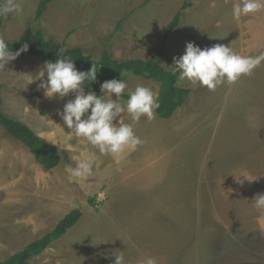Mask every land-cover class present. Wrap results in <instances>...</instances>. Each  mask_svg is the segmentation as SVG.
<instances>
[{
	"label": "rangeland",
	"instance_id": "rangeland-1",
	"mask_svg": "<svg viewBox=\"0 0 264 264\" xmlns=\"http://www.w3.org/2000/svg\"><path fill=\"white\" fill-rule=\"evenodd\" d=\"M19 2L22 13L4 18L1 38L5 41H16L31 25L33 29L40 26L59 44L80 46L97 58L106 47L117 60L148 59L164 46L160 64L166 69L185 53L188 42L202 49L222 44L243 56L264 53V9L237 21L232 8L241 0H54L38 21L35 15L40 0ZM186 3L180 26L164 40L168 24ZM45 63L41 57L26 54L0 68L4 112L31 126L49 144L60 145L65 153L57 168L45 170L24 144L0 126V261L51 232L66 214L79 208L83 213L80 221L34 256V263L109 264L112 248L106 247V241L110 238L112 243L114 238L124 248L127 243L132 248L127 251L133 255L138 239L145 257H155L157 264H176V256L182 264H264V229L245 232L247 220L257 215L261 221V213L255 205L251 216L246 214L249 209L234 210L229 204L232 194L225 197L218 192L226 186L225 178L243 186L248 177L258 183L257 194L264 193V62L250 76L214 91L179 81L192 93L172 120L154 112L153 119L142 116L136 122L125 111L120 123L130 124L143 143L114 158L101 154L64 125L59 112L74 95L45 97L38 89L41 80L35 79ZM42 79H47L46 73ZM105 81L99 82V88ZM125 82V94L144 86L158 96L160 83L151 78L129 73ZM203 128H208L209 137L214 131L210 141L202 140ZM204 142L208 144L202 147ZM145 150L150 152L134 162L138 166L133 175L134 167H130L114 178L116 169L128 165L131 156L135 160L144 155ZM189 156L192 160L187 163ZM80 161L92 164V174L70 180L69 170ZM175 170L181 182L177 211L184 213L181 206L188 201L193 212L187 227L176 224L175 215L172 225L160 222V216L172 215L166 210H173L171 195L175 193L170 192L169 183L160 186L154 182H167ZM123 175L130 176L126 184L133 189L117 191L123 186ZM147 179H151L150 186ZM59 183L67 187L57 191ZM107 184L115 188L113 194L106 190ZM186 192L191 199L182 196ZM61 195L68 199L63 201ZM162 204L167 209L159 210ZM112 210L119 219L115 224ZM179 222H183L181 217ZM175 228L179 229L177 254L173 250ZM249 259L253 262L248 263Z\"/></svg>",
	"mask_w": 264,
	"mask_h": 264
},
{
	"label": "clouds",
	"instance_id": "clouds-1",
	"mask_svg": "<svg viewBox=\"0 0 264 264\" xmlns=\"http://www.w3.org/2000/svg\"><path fill=\"white\" fill-rule=\"evenodd\" d=\"M264 9V0H241L234 3L233 19L239 21L242 16L257 13ZM23 8L19 0H0V17L20 14ZM24 44L19 51L13 52L3 38H0V68L15 60L23 52L28 51ZM64 48L60 50V58L45 63L42 71L35 79H40L38 89L44 91L46 98L57 95L69 99L59 112L64 125L76 137H82L97 147L101 154L119 157L125 151L135 149L142 144L130 124H122L121 114L125 111L132 120L139 122L142 116L149 120L154 118L155 109L159 107L158 99L152 89L137 86L129 92V99L122 103L120 98L128 88L123 79H112L100 85V92L85 91L86 81H96L97 71L91 68L84 72L76 68L72 59L64 57ZM264 62V53L258 56H243L229 46L216 44L210 48H201L194 42L186 44L185 53L174 58L173 74H178L179 81L200 84L209 90H215L224 83L233 84L243 76H250L254 69ZM47 74V79H42ZM33 82V81H32ZM31 82V83H32ZM115 95V99L111 98ZM119 118L118 122L117 119ZM92 174V164L80 161L76 168L69 170V179L80 178ZM256 209L264 216V193L257 194L253 199ZM114 264H125L123 254H115ZM140 264H157L155 257L148 256Z\"/></svg>",
	"mask_w": 264,
	"mask_h": 264
},
{
	"label": "trees",
	"instance_id": "trees-1",
	"mask_svg": "<svg viewBox=\"0 0 264 264\" xmlns=\"http://www.w3.org/2000/svg\"><path fill=\"white\" fill-rule=\"evenodd\" d=\"M54 0H40L35 21H38L47 11L49 5ZM186 4L175 15L173 20L168 24L164 32V40L180 26L182 20V12L186 8ZM5 17H0V38L1 29ZM125 18L120 21L123 22ZM33 24V22L31 23ZM9 49L13 52L19 51L24 44H28L27 52H23L20 56L26 54L41 57L46 62L55 61L60 58V50L64 48V57L72 59L78 70L87 72L91 68L97 71L96 81H86L85 91H95L97 95H102L99 88L101 80L123 79L126 81L127 74L132 73L136 76L151 78L153 81L160 83L158 91L159 107L155 109L156 115L162 119H171L176 111L182 107L188 100L192 89L190 87L180 86L178 74L174 75L172 68H164L160 62L165 57V48L161 46L158 51L148 59H114L110 51L105 47L100 56L87 53L82 47H66L65 44H59L55 39L48 37L44 30L39 26L36 29L30 25L24 34L16 41H5ZM3 86L0 84V126L7 132L9 137L15 138L35 157L38 163L45 170L57 168L63 161L64 150L58 146L49 144L43 137L28 124L20 119L7 115L2 107L1 90ZM122 98L128 100L129 94H123ZM90 203L93 205V200ZM81 209L76 208L66 214L55 226V228L42 236L33 240L20 251L0 261V264H36L32 261L33 257L39 255L50 247L54 241L60 239L69 229L75 226L82 218Z\"/></svg>",
	"mask_w": 264,
	"mask_h": 264
},
{
	"label": "crops",
	"instance_id": "crops-1",
	"mask_svg": "<svg viewBox=\"0 0 264 264\" xmlns=\"http://www.w3.org/2000/svg\"><path fill=\"white\" fill-rule=\"evenodd\" d=\"M173 119V118H172ZM171 119V120H172ZM185 125V124H184ZM184 125H182V126H184ZM191 132V131H190ZM189 132V133H190ZM213 133H214V131H212V133H211V136L209 137V131H208V128H203L202 129V140H204V139H209V141L211 140V137L213 136ZM45 139V138H44ZM208 143H202L201 145H202V147H204V146H206ZM56 146H60V145H56ZM61 147V146H60ZM138 147V146H137ZM137 147L135 148V149H131L132 150V152L133 151H135L136 149H137ZM154 147L155 148H157V146L156 145H154ZM161 147V146H160ZM155 148H151V149H149V150H153V149H155ZM158 148H159V146H158ZM171 149L174 151V149L171 147ZM128 151V152H127ZM127 151H125V152H127V153H129L130 151L129 150H127ZM148 152H150V151H147L146 152V150L144 151V155H142V154H140L139 155V157H137L135 160L132 158V156H131V158H130V162H129V164L128 165H125L124 167H122V169H116V171H115V173H113L112 175L114 176V178H116V177H118L119 176V173L120 172H122L121 170H123V173H126L128 170H127V168H130V167H134V169H133V171L131 172L132 174L131 175H133V173H134V171H135V166H138V165H135V161H138L139 159H145V155H147V153ZM133 154V153H132ZM131 153H130V155H132ZM111 157L112 158H114L112 155H111ZM187 159H189V160H187ZM190 160H192V156H189V157H187L186 158V162L187 163H190ZM144 161V160H143ZM145 162V161H144ZM124 168V169H123ZM129 177L130 176H128L127 178L123 175V180H122V182H121V184L123 185L122 187H119V189L118 188H116L117 189V191L119 190V191H122L124 188L125 189H133L134 188V186L133 185H128V184H126L127 183V180L129 179ZM247 178L248 177H246V179H245V181L242 183L243 184V186H241V182H239V181H236V180H228V179H224V181H225V185L226 186H228V185H230V187H232V189H230V187H226V186H223L221 189H219V191L218 192H221L225 197L226 196H230L231 194H232V196H231V202L229 203L230 204V206H232V208L234 209V210H237V211H241V210H248L247 212L248 213H246L247 215H249V216H251L252 215V213L253 212H255L254 211V209H253V206L255 205V202L253 201V199L255 198V196L257 195V184L255 183V179H248L247 180ZM230 179H233V178H230ZM64 180V182H67L66 181V179H63ZM145 183H147L149 186L151 185V179H147V181H145ZM157 183H159L160 184V186H163V184H165V183H169V185H170V192H174L175 194H173V195H171V197H172V200H173V210L171 209L169 212L166 210V214H172L171 216H168V215H166V216H160V222H162V223H164V224H169V225H172V223H173V219H174V215H175V220H176V224H178V225H181L182 224V226H185V227H187V226H189L188 225V219H189V217H192V215H193V212H192V210L190 209V208H188V207H190V205L188 204V199H191V196H190V193H188V192H186V194L184 195H182V196H187V202H186V204L185 205H182L181 206V209L182 210H185V212L184 213H179V211H177L178 210V192H179V185L181 184V182L179 181V178H178V174H177V171L175 170V171H173L172 172V175L170 176V179H168V181L166 182V180L162 183L160 180H158L157 182H154V184H157ZM110 184V183H109ZM255 184H256V188H255ZM62 186L63 187H67V186H64V185H61L60 183H59V185H58V187H57V191H59V189L60 190H62ZM149 186H139V188L140 189H142V190H146V189H148V188H150ZM106 190L107 191H110L112 194H113V190H115V188H110V186L107 184V188H106ZM65 191V190H64ZM70 191V190H69ZM66 192V191H65ZM71 192V191H70ZM67 194V193H66ZM114 195H116V194H114ZM117 196V195H116ZM157 196L158 195H156V198H157ZM61 198L63 199V201L65 200V198H67L68 199V195H67V197H65L64 195L62 196L61 195ZM186 198V197H185ZM112 200V197L110 196V198L108 197V201L109 200ZM157 199H159V200H161L162 198H160V197H158ZM169 203H171V202H169ZM110 206V205H109ZM165 210V209H167L166 208V205L165 204H162L161 205V208L159 209V210ZM188 209H189V211H188ZM158 210V211H159ZM173 211H174V214H173ZM114 213H116V211L114 210V212H113V210L111 211V217H112V224H115V222H119V219H116L115 218V214ZM256 214V213H255ZM182 218L183 219V222L182 223H180L179 222V218ZM261 218V221L259 220V216H257L256 215V218H249L247 221V224L245 225L247 228H248V230L247 231H245V232H247V233H252L253 231H258L259 229H264V216H262V217H260ZM260 221V222H259ZM260 226V227H259ZM179 230V229H178ZM177 228H175V230H174V232H175V244H174V246H173V250L175 251V254H177V252H176V250H175V248H176V246H177V238H176V234H177ZM242 231V230H241ZM243 232V231H242ZM135 239H136V237H134ZM112 240V243H111V241H110V238H107V245H106V247L109 249L110 247L112 248V259H111V261H110V263L109 264H114V261H115V254H117V255H119V254H125V256L124 257H126L125 258V264H140V262L143 260V259H145L146 257H145V253L143 252L142 253V244H141V242L138 240V239H136V246H135V249H134V255L132 254V253H128V249H130L131 247H129L128 245H127V243H126V246H125V248L123 247V245H122V243L119 241V242H116L115 240H114V238L113 239H111ZM132 249V248H131ZM126 251H127V253H126ZM141 258V260H137L138 258ZM127 259H128V262H127ZM136 260V261H135ZM251 259H249V261H248V263H251ZM253 262V261H252ZM183 263V261L181 260V259H179V257L178 256H176V264H182Z\"/></svg>",
	"mask_w": 264,
	"mask_h": 264
}]
</instances>
